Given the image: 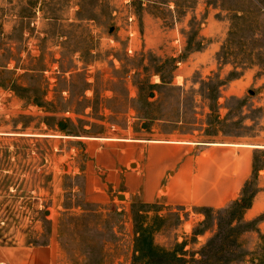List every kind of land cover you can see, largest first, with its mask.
Wrapping results in <instances>:
<instances>
[{
	"label": "rangeland",
	"instance_id": "rangeland-1",
	"mask_svg": "<svg viewBox=\"0 0 264 264\" xmlns=\"http://www.w3.org/2000/svg\"><path fill=\"white\" fill-rule=\"evenodd\" d=\"M141 137L255 144L264 167V0H0V248L264 264L257 174L207 215L101 189L94 139Z\"/></svg>",
	"mask_w": 264,
	"mask_h": 264
},
{
	"label": "crops",
	"instance_id": "crops-1",
	"mask_svg": "<svg viewBox=\"0 0 264 264\" xmlns=\"http://www.w3.org/2000/svg\"><path fill=\"white\" fill-rule=\"evenodd\" d=\"M94 140L100 154L107 153L101 161L105 176L101 189L108 195L122 192L140 197L145 204L164 202L204 215L205 209L222 210L239 201L257 174L259 188L245 218L251 221L264 214V167L256 171L255 152L260 148L255 144L195 137ZM259 229L264 233V220ZM0 264L58 263L45 250L0 248Z\"/></svg>",
	"mask_w": 264,
	"mask_h": 264
},
{
	"label": "trees",
	"instance_id": "trees-1",
	"mask_svg": "<svg viewBox=\"0 0 264 264\" xmlns=\"http://www.w3.org/2000/svg\"><path fill=\"white\" fill-rule=\"evenodd\" d=\"M245 192H246V191H244V194H243V196H242V199L239 200V201H236V202H234V203L238 204V203H240L241 201H243V199L245 200V198H244V197H245ZM253 196H254V194L251 195L249 202L245 204V206H244L245 209H248V208L251 206V201H252ZM213 211H217V210L205 209V210L203 211V213L207 215L208 212H213ZM262 217H263V219H264V216H262ZM151 260H152V261H151V264H163V262H161V261H155V260H153L152 258H151ZM171 260H173V262H176V261H179L180 258H179L178 256L176 257V255H175V257H173V259H171ZM166 264H168V263H166Z\"/></svg>",
	"mask_w": 264,
	"mask_h": 264
},
{
	"label": "bare ground",
	"instance_id": "bare-ground-1",
	"mask_svg": "<svg viewBox=\"0 0 264 264\" xmlns=\"http://www.w3.org/2000/svg\"><path fill=\"white\" fill-rule=\"evenodd\" d=\"M78 139H85V138H83V137H77Z\"/></svg>",
	"mask_w": 264,
	"mask_h": 264
},
{
	"label": "water",
	"instance_id": "water-1",
	"mask_svg": "<svg viewBox=\"0 0 264 264\" xmlns=\"http://www.w3.org/2000/svg\"><path fill=\"white\" fill-rule=\"evenodd\" d=\"M59 126H60V127H62V126H63V124H62V123H59Z\"/></svg>",
	"mask_w": 264,
	"mask_h": 264
}]
</instances>
